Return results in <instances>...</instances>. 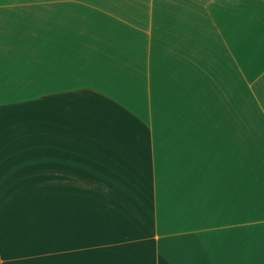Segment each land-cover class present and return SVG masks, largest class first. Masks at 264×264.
I'll use <instances>...</instances> for the list:
<instances>
[{
	"label": "crops",
	"instance_id": "0c3cea01",
	"mask_svg": "<svg viewBox=\"0 0 264 264\" xmlns=\"http://www.w3.org/2000/svg\"><path fill=\"white\" fill-rule=\"evenodd\" d=\"M264 0H0V264H264Z\"/></svg>",
	"mask_w": 264,
	"mask_h": 264
},
{
	"label": "rangeland",
	"instance_id": "374dc122",
	"mask_svg": "<svg viewBox=\"0 0 264 264\" xmlns=\"http://www.w3.org/2000/svg\"><path fill=\"white\" fill-rule=\"evenodd\" d=\"M264 141V140H263Z\"/></svg>",
	"mask_w": 264,
	"mask_h": 264
}]
</instances>
